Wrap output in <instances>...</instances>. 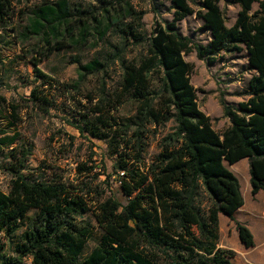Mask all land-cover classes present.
Returning <instances> with one entry per match:
<instances>
[{"label":"trees","instance_id":"1","mask_svg":"<svg viewBox=\"0 0 264 264\" xmlns=\"http://www.w3.org/2000/svg\"><path fill=\"white\" fill-rule=\"evenodd\" d=\"M13 1L0 0L1 17ZM168 1L171 20H157L149 36L144 32L146 13L133 11L126 0H99V6L87 9L61 0L42 4L28 15L21 36L36 40L37 47L58 44L66 37L72 40L76 19L78 34L89 27L99 40L110 31L109 36L119 41L108 58L80 67L73 85L76 89L88 76L108 75L112 64L120 65L118 86L109 93L102 83L91 111L113 133L112 141L123 145L107 175L117 176L116 190L122 199L113 194L93 209L86 197L95 190L87 184L72 186L61 179L35 177L27 165L31 149H11L4 168L11 176L9 191H0V264H233L235 253L219 247L220 215L235 223L245 248L254 247L249 228L235 219L244 200L239 180L227 166L248 160L251 194L264 192V0ZM222 2L239 9L231 25ZM117 3L123 8L112 14ZM191 16L202 21L206 44L180 31L178 24ZM85 19L89 23L83 25ZM130 51L137 52L135 58H126ZM244 51L254 73L248 100L237 107L221 100L230 125L219 133L200 109L191 83L194 65L185 56L195 53L198 60L212 65L223 55ZM36 71L38 78L47 79ZM4 101L0 97V104ZM27 101L35 106L48 103L36 89ZM129 102L134 115L112 118L116 107ZM10 109L17 121L19 108ZM105 113L109 118L104 120ZM170 123L173 127L162 137L159 153L147 165L149 136ZM18 139L19 134L10 136L0 129V151ZM88 170L92 171H84ZM90 212L103 231L102 243L81 262L92 227L78 219ZM22 226L18 257L8 258L6 241ZM24 257L31 262H24Z\"/></svg>","mask_w":264,"mask_h":264},{"label":"rangeland","instance_id":"2","mask_svg":"<svg viewBox=\"0 0 264 264\" xmlns=\"http://www.w3.org/2000/svg\"><path fill=\"white\" fill-rule=\"evenodd\" d=\"M58 1L61 0H14L8 14L0 16V97L5 100L0 104V129L6 130L10 136L19 134L14 145L0 151V191H9L11 176L4 168L10 162L11 149H31L27 165L35 177L48 181L61 179L72 186L87 184L95 190L87 195V203L96 209L101 201L113 194L122 199L116 190L117 176L108 179L107 175L113 172V163L123 145L119 140L112 141L113 133L101 125L99 115L91 111L100 98L102 83L106 84L109 93L118 86L120 65L112 64L108 75L88 76L76 89L73 84L78 79L80 67L94 59L103 61L108 58L119 41L109 36L110 31L107 37L99 40L89 27L78 34V19L73 23L72 40L66 37L58 44L39 47L36 40H25L21 34L30 12L42 4ZM68 1L72 6L84 9L99 6V0ZM126 1L133 11L146 13L143 24L147 36L151 34L157 20H171V2L168 0ZM221 6L228 25L233 24L239 9L224 2ZM122 8L123 3L115 4L112 14H119ZM257 9L258 4H255L254 10ZM87 23L88 19L83 20V25ZM202 24L196 16H191L180 22L178 27L195 42L206 44L208 36L202 30ZM136 55L137 52L130 51L126 58L133 59ZM185 60L194 65L191 83L197 89L201 111L213 120L214 129L222 133L230 125V120L224 116L221 100L231 107L248 100L249 82L254 73L248 66L246 52L223 55L212 65L198 60L195 53L186 55ZM36 69L47 79L38 78ZM34 89L39 98L47 99L48 103L42 101L35 106L28 102ZM11 105L19 108L17 121L11 117ZM134 113V105L129 102L116 107L111 116L119 120ZM107 118L109 115L105 113L102 119ZM172 127L170 123L157 128L159 133L149 136L144 154L147 165L159 153L160 141ZM151 129L154 130V127ZM85 168L92 171H84ZM248 171L249 164L244 170L238 169L242 191L248 198L247 205L237 213L236 220L249 228L255 245L245 248L239 240L235 223L222 217L220 247L235 253L233 264H264V201L252 197ZM78 222L89 223L92 227V237L81 256L82 262L102 243L103 231L91 212L78 219ZM24 229L25 226H22L13 238L6 241L5 254L8 258L18 257L16 246ZM23 261L30 263L31 259L24 257Z\"/></svg>","mask_w":264,"mask_h":264},{"label":"crops","instance_id":"3","mask_svg":"<svg viewBox=\"0 0 264 264\" xmlns=\"http://www.w3.org/2000/svg\"><path fill=\"white\" fill-rule=\"evenodd\" d=\"M249 164L248 163V160H242L238 163H236L235 165H228V169L236 176V178L239 180V183H240V186H241V182H240V179H239V176H238V169L241 168V170H244L245 166ZM249 172V171H248ZM241 193H242V197H243V200H244V205L243 207H241L237 213H239L246 205H247V195H245L242 191V188H241ZM253 198H256V199H259V200H262L264 201V192L260 191L258 194H256L255 196L252 195ZM237 213L235 214V219H236V216H237ZM222 217L223 218H228L224 215H220L219 217V235H220V224H221V221H222ZM229 219V218H228ZM240 222V221H238ZM219 247H220V240H219ZM221 248V247H220Z\"/></svg>","mask_w":264,"mask_h":264}]
</instances>
